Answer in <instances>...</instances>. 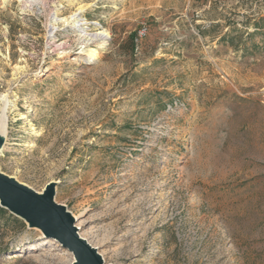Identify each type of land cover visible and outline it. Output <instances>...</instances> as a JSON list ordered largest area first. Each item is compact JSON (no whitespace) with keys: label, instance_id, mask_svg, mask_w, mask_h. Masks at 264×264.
Listing matches in <instances>:
<instances>
[{"label":"rangeland","instance_id":"rangeland-1","mask_svg":"<svg viewBox=\"0 0 264 264\" xmlns=\"http://www.w3.org/2000/svg\"><path fill=\"white\" fill-rule=\"evenodd\" d=\"M0 94V171L104 264H264V0H0ZM35 229L0 208V264H72Z\"/></svg>","mask_w":264,"mask_h":264},{"label":"water","instance_id":"water-1","mask_svg":"<svg viewBox=\"0 0 264 264\" xmlns=\"http://www.w3.org/2000/svg\"><path fill=\"white\" fill-rule=\"evenodd\" d=\"M0 138V149L3 146ZM54 184L37 194L0 171V208L24 220L28 227L39 229L73 258L72 264H104L97 249L79 237L74 220L65 207L53 202Z\"/></svg>","mask_w":264,"mask_h":264},{"label":"bare ground","instance_id":"bare-ground-1","mask_svg":"<svg viewBox=\"0 0 264 264\" xmlns=\"http://www.w3.org/2000/svg\"><path fill=\"white\" fill-rule=\"evenodd\" d=\"M17 1L23 2L25 0H17ZM88 8H89V6L80 5L77 7L76 11L70 17L65 18V19H61L58 22H60L61 25L68 26V27L76 30V32L79 33L78 35L80 37V41L82 40V43L86 42V45H87V44H90L92 42H100L98 44V47L103 46L105 44L104 41L107 38L106 32L102 31V32H98L94 35H87V34H85V32H84L85 28L83 27V26L87 25V23H82L81 20H79L80 15L82 13H84ZM56 21H57L56 18L54 21H52L53 25L56 23ZM96 54H97V51L93 47H89L84 52V54H82V56H83L84 60H93L96 57ZM80 60H81L80 57H77L74 59V61H80ZM7 103H8L7 96L0 94V138L3 140V142L6 141V136H5V131H6L5 110L7 107ZM3 149H4V147L2 146V148L0 149V154L2 153ZM35 230L39 232L40 236L44 237L42 232L39 229L36 228ZM42 237H40V238H42ZM80 238H82V237H80ZM49 244H50V246H58L57 243H55L54 241H50V240H49ZM64 257L68 258L69 255H67V253H64Z\"/></svg>","mask_w":264,"mask_h":264}]
</instances>
